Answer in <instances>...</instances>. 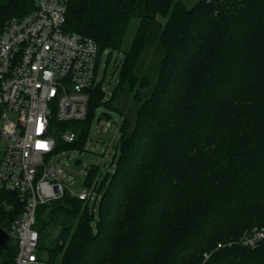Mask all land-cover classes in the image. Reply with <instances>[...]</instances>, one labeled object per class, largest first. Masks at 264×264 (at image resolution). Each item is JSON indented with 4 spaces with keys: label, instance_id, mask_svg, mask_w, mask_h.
<instances>
[{
    "label": "trees",
    "instance_id": "obj_1",
    "mask_svg": "<svg viewBox=\"0 0 264 264\" xmlns=\"http://www.w3.org/2000/svg\"><path fill=\"white\" fill-rule=\"evenodd\" d=\"M35 7L0 0V34ZM133 16L119 83L103 102L97 82L87 115L103 107L123 118L115 168L103 181L99 166L89 170L95 198L66 191L38 207V252L49 264H264V240L237 241L264 227V0H70L65 28L95 39L101 62L120 51ZM121 94L137 106L129 114L114 104ZM87 118L57 126H75L76 144ZM16 215L0 211V225ZM17 251L4 249L0 264Z\"/></svg>",
    "mask_w": 264,
    "mask_h": 264
},
{
    "label": "built area",
    "instance_id": "obj_2",
    "mask_svg": "<svg viewBox=\"0 0 264 264\" xmlns=\"http://www.w3.org/2000/svg\"><path fill=\"white\" fill-rule=\"evenodd\" d=\"M34 1L32 11L11 18L0 34V211L17 214L0 226L18 245L15 264H49L38 254L37 210L67 191L63 168L49 159L58 139L78 137L57 124L87 118L100 65L96 40L65 28L70 0ZM94 188L70 193L89 201ZM243 237L239 242L254 248L264 227Z\"/></svg>",
    "mask_w": 264,
    "mask_h": 264
},
{
    "label": "rangeland",
    "instance_id": "obj_3",
    "mask_svg": "<svg viewBox=\"0 0 264 264\" xmlns=\"http://www.w3.org/2000/svg\"><path fill=\"white\" fill-rule=\"evenodd\" d=\"M188 7H193L199 0H180ZM140 17L133 16L128 26L127 33L125 35L122 47L120 51L106 50L103 53L101 62L98 69V82L102 81V90L104 92L103 102L108 101L115 88L119 83L120 68H116V60L120 63L125 52L131 47V44L136 35L138 26L140 24ZM111 53V56H110ZM117 109L124 113H131L136 109V105L131 100V95L121 94L114 101ZM103 107L94 108L90 111V115L87 118V134L82 141L76 144L66 143L62 145L60 150L54 152L53 156L49 159V164H57L63 168V172L60 175V180L64 184L65 189L68 192L74 194L80 193L83 189L89 187L87 185L88 172L93 166H99L101 171L100 180H105L106 175L111 173L115 166H113V158L116 153V148L113 146L114 142L120 137V127L123 121L121 116H111L100 113ZM11 119L18 120V114L12 112ZM108 124H110L108 126ZM75 126H68L67 130H74ZM78 138V137H77ZM110 153L107 158V154ZM95 185V183H94ZM94 201H91L93 205ZM99 214V204L96 205V218ZM95 218L93 225L97 226V219ZM250 227L246 228L240 235L237 241H240L246 232L250 231ZM58 229L55 230L57 234ZM244 238V237H243ZM39 256L43 259L46 258V250H40Z\"/></svg>",
    "mask_w": 264,
    "mask_h": 264
},
{
    "label": "water",
    "instance_id": "obj_4",
    "mask_svg": "<svg viewBox=\"0 0 264 264\" xmlns=\"http://www.w3.org/2000/svg\"><path fill=\"white\" fill-rule=\"evenodd\" d=\"M100 113H107L111 116H117L119 117L120 115L115 112L108 110L106 108H102L100 110ZM15 243V240L13 239L12 236L9 235V233L0 226V254L3 252L4 249H7L9 246L13 245Z\"/></svg>",
    "mask_w": 264,
    "mask_h": 264
}]
</instances>
